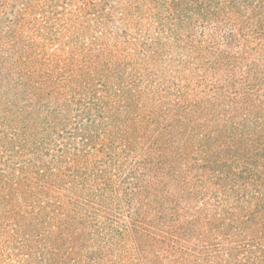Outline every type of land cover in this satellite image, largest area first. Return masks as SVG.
Wrapping results in <instances>:
<instances>
[{
	"label": "trees",
	"instance_id": "trees-1",
	"mask_svg": "<svg viewBox=\"0 0 264 264\" xmlns=\"http://www.w3.org/2000/svg\"><path fill=\"white\" fill-rule=\"evenodd\" d=\"M0 55L16 264H264V0H0Z\"/></svg>",
	"mask_w": 264,
	"mask_h": 264
},
{
	"label": "rangeland",
	"instance_id": "rangeland-1",
	"mask_svg": "<svg viewBox=\"0 0 264 264\" xmlns=\"http://www.w3.org/2000/svg\"><path fill=\"white\" fill-rule=\"evenodd\" d=\"M6 57V55H0V67L3 68L2 64L3 63V58ZM12 93L10 91V89L5 88L4 84L1 83L0 80V172L4 169V163L5 161H7L8 157H9V151H7L6 146L4 144L5 141H7V139L10 137L11 135V131H9V126H10V120H13V112L14 110L18 107L14 106L13 108L11 106H9V102L12 99ZM77 110H70L69 114H67V116H59L57 117V119H61V118H67L66 121H64V126L69 129L70 127H73L71 123H73L72 121L75 119V115H77ZM80 119V118H78ZM70 124V125H69ZM93 131H102V129L99 127L96 130ZM50 144V142H49ZM1 228H0V264H12L15 263L14 262V257H12L11 253L12 251L5 250V246L7 244H3V242H1Z\"/></svg>",
	"mask_w": 264,
	"mask_h": 264
}]
</instances>
